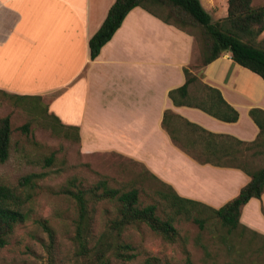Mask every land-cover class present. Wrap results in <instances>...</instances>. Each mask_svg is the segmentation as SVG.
Listing matches in <instances>:
<instances>
[{
  "label": "crops",
  "instance_id": "1",
  "mask_svg": "<svg viewBox=\"0 0 264 264\" xmlns=\"http://www.w3.org/2000/svg\"><path fill=\"white\" fill-rule=\"evenodd\" d=\"M113 1L0 0V92L38 98L46 114L77 128L82 153L128 157L177 195L218 208L249 181V161L264 156L248 113L264 112V81L228 51L194 71L193 35L139 6L90 59L88 39ZM183 67L219 91L234 121L171 101ZM200 90L190 84L187 100ZM239 223L264 238V191L243 204Z\"/></svg>",
  "mask_w": 264,
  "mask_h": 264
},
{
  "label": "rangeland",
  "instance_id": "2",
  "mask_svg": "<svg viewBox=\"0 0 264 264\" xmlns=\"http://www.w3.org/2000/svg\"><path fill=\"white\" fill-rule=\"evenodd\" d=\"M225 2L202 0L211 21L225 16ZM251 4L262 5L264 0H251ZM256 39L264 42V29ZM199 63L200 47L195 39L191 69L196 71ZM3 116H8L10 135L8 157L0 162V183L14 188L20 198L26 197L21 205L26 216L14 226L0 248V264H100L103 255L109 253L105 249L113 238L106 234L100 245L94 249L91 246L106 220L115 215L114 202L91 204L92 220L86 237L89 250L79 253L74 240V203L59 188L85 189L105 179L110 187H137L139 199L148 203L152 201L148 194L152 181L143 174L141 165L128 157L116 153H82L74 139V130L57 125L45 113V104L38 98L20 99L0 92V118ZM23 123H28L26 134L19 129ZM249 163L251 170L262 167L264 156ZM28 173L43 175L36 179L34 188L18 186L20 177ZM190 213L188 219H174L177 235L173 241L164 240L143 224L127 227L123 239L132 245L134 257L127 261L109 257L107 264H141L146 255L156 256L161 264H264L263 237L241 226L228 231L203 205H192ZM195 217L201 219V227L193 221ZM38 219L46 221L52 239L49 240Z\"/></svg>",
  "mask_w": 264,
  "mask_h": 264
},
{
  "label": "trees",
  "instance_id": "3",
  "mask_svg": "<svg viewBox=\"0 0 264 264\" xmlns=\"http://www.w3.org/2000/svg\"><path fill=\"white\" fill-rule=\"evenodd\" d=\"M134 6H139L162 22L193 35L200 47V67L219 56L222 51H228L234 62L257 74L264 81V42L256 39L264 29V4L253 6L251 0H226V14L216 21H211L209 13L199 0H114L101 24L88 39L90 59L98 54L100 47L109 40L125 14ZM182 71L183 84L167 92L174 104L185 103L197 107L224 121L236 119L237 113L223 101L218 90L202 84L189 67H183ZM195 83L202 92L187 100L188 86ZM11 96L23 98L17 95ZM248 113L259 129V137L255 143L262 144L264 112L251 108ZM50 117L61 128L74 130V139L78 141L76 127L65 128L54 116ZM19 129L25 134L28 133V123H23ZM9 135V119L8 116H3L0 118V162L8 157ZM49 161L50 157L46 159L47 163ZM141 167L143 174H146L153 184L148 192L152 201L148 203H142L139 199L140 190L137 187L131 185L127 189L114 188L108 186L105 179H99L85 189L79 187L70 189L67 186L59 188V192L68 195L74 203L76 212L73 221L74 240L79 253L89 250L86 237L92 220L91 204L95 202L113 201L115 204V215L106 220L104 229L91 246L94 249L100 245L106 234L113 238L109 247L105 249V251L109 250V253L103 255L100 264H107L109 257L118 261H127L134 257L132 245L123 239V231L127 227L143 224L164 240L173 241L177 235L174 219L179 217L188 219L192 205H203L198 201L177 195L169 184L161 181L143 165ZM245 172L250 177L249 181L240 187L233 198L218 208L203 205L209 208L210 214L228 231L237 226L245 227L239 223L241 207L249 198H258L264 191V166L252 170L245 169ZM42 175V173L25 174L20 177L18 186L34 188L37 186L36 179ZM25 198H20L14 188L0 183V248L6 243L14 226L24 221L26 214L21 210V205ZM193 221L199 227L202 226L201 219L195 217ZM37 222L46 231L49 240L52 239V231L46 221L38 219ZM141 264H161V262L154 255H146Z\"/></svg>",
  "mask_w": 264,
  "mask_h": 264
}]
</instances>
